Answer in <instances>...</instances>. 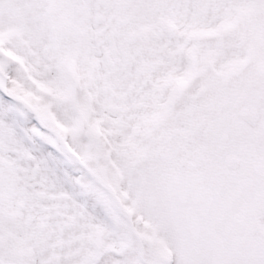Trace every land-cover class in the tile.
I'll return each instance as SVG.
<instances>
[{
	"label": "snow or ice",
	"instance_id": "snow-or-ice-1",
	"mask_svg": "<svg viewBox=\"0 0 264 264\" xmlns=\"http://www.w3.org/2000/svg\"><path fill=\"white\" fill-rule=\"evenodd\" d=\"M0 264H264V0H0Z\"/></svg>",
	"mask_w": 264,
	"mask_h": 264
}]
</instances>
